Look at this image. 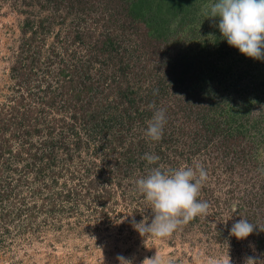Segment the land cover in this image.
<instances>
[{
  "label": "rangeland",
  "instance_id": "rangeland-1",
  "mask_svg": "<svg viewBox=\"0 0 264 264\" xmlns=\"http://www.w3.org/2000/svg\"><path fill=\"white\" fill-rule=\"evenodd\" d=\"M215 2L0 0V264L264 260V61L221 38ZM197 164L207 213L135 231L136 181ZM241 218L262 231L238 241Z\"/></svg>",
  "mask_w": 264,
  "mask_h": 264
},
{
  "label": "clouds",
  "instance_id": "clouds-1",
  "mask_svg": "<svg viewBox=\"0 0 264 264\" xmlns=\"http://www.w3.org/2000/svg\"><path fill=\"white\" fill-rule=\"evenodd\" d=\"M208 7L211 19L219 20L221 38L230 47L238 49L247 58L264 61V0H217L204 9L205 15L209 14ZM165 123L164 110H157L148 122L145 135L152 141H159ZM143 158L148 164L159 160L158 156L147 153ZM206 179L207 173L199 164L195 167L184 165L170 173L159 167L151 169L146 177L136 181L137 190L151 205V222L147 218L139 223L133 220L134 230L141 236L151 234L155 238H165L179 226L206 214L209 205L197 200ZM256 229L262 231L259 226L241 218L232 225L230 236L238 241L246 240ZM117 260L119 264H133L131 259L124 256H118ZM142 264H162V260L155 254L152 258H146ZM213 264H225V258L217 259ZM226 264H231L229 255ZM245 264H264V260L249 256Z\"/></svg>",
  "mask_w": 264,
  "mask_h": 264
}]
</instances>
